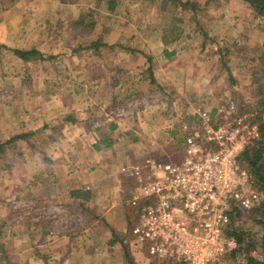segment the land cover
Returning <instances> with one entry per match:
<instances>
[{"label":"crops","instance_id":"crops-1","mask_svg":"<svg viewBox=\"0 0 264 264\" xmlns=\"http://www.w3.org/2000/svg\"><path fill=\"white\" fill-rule=\"evenodd\" d=\"M223 3L245 8L243 0ZM200 45L163 57L161 61L176 67L168 65L160 80L155 71L154 80L137 74V58L132 57L115 61L122 69L119 81L112 90L106 89L102 83L108 84L112 74L101 72L99 65L105 58H94L89 60L95 70L92 80L79 89L74 83H56L53 91L39 90L41 84L37 90H24L36 101L44 97L50 101L38 107L40 112L25 138L5 144L7 166L0 170V264H128V257L134 264H144L147 259L133 250L128 234L132 211L126 203L124 171L158 146H170L169 127L174 119L168 116L173 109L167 114L162 110L166 98L176 104L216 94L214 86L200 88L199 82H212L215 77L212 69L206 73L201 69L216 60L205 57ZM128 76L136 77L139 90H134L135 85L127 92L118 91ZM154 81L162 82L166 90L150 88ZM25 126L29 124L17 129L26 130ZM14 135L20 134L6 131L2 135L0 130V144ZM25 202L40 211L29 217L19 208Z\"/></svg>","mask_w":264,"mask_h":264},{"label":"rangeland","instance_id":"rangeland-1","mask_svg":"<svg viewBox=\"0 0 264 264\" xmlns=\"http://www.w3.org/2000/svg\"><path fill=\"white\" fill-rule=\"evenodd\" d=\"M225 1L229 0H0L2 135L12 131L26 136L34 126L38 110L40 112L38 107L42 102L50 101V97L36 101L33 96L24 95L25 89L37 90L41 84L39 90L51 91L56 83H74L79 89L92 80L95 70L89 60L94 58H105L106 62L99 65L101 72L108 76V72L112 74L109 76L111 84H106V80L102 83L106 89L110 86L112 90L119 81L117 74L122 69H118L115 61H127L132 57L137 58L134 63V68L139 69H136L137 74L154 80L155 71L160 80L169 65L161 61L166 57L165 53H186L201 46L200 43L205 48L203 55L216 59L213 65L201 69L202 73L212 69L214 80L199 82L200 88L214 86L216 94L209 93L176 104H170L172 99L166 98L162 110L166 109V114L172 109L179 113L191 104H199L202 99L209 106L230 101L248 121L262 122L264 17H256L246 2L245 8H240L224 6ZM186 2L195 7L183 6ZM173 41L175 46L180 44L181 47L173 49L174 45L170 44ZM14 49L34 50L39 56L22 61L13 54ZM169 66L176 67L174 63ZM199 68L195 69L196 74ZM135 78L123 77L118 91L127 92L135 85L134 90H139ZM45 85L48 86L44 89ZM150 88L159 92L167 87L154 81ZM89 98H94L90 89ZM26 123L29 124L25 126L26 130L17 129ZM10 140L0 144L1 171L7 166L5 144L17 139ZM260 174L264 176V167ZM260 191L264 194V190ZM36 211L40 210L34 211L33 207L28 212L29 217ZM263 221V212L255 209L232 221L230 232L240 234L242 242L238 244L239 252L227 255L222 264H264ZM144 264H148L147 260Z\"/></svg>","mask_w":264,"mask_h":264},{"label":"built area","instance_id":"built-area-1","mask_svg":"<svg viewBox=\"0 0 264 264\" xmlns=\"http://www.w3.org/2000/svg\"><path fill=\"white\" fill-rule=\"evenodd\" d=\"M168 116L174 119L170 146H158L124 171L132 248L148 263L222 264L239 252L229 236L232 220L264 202L240 165L259 139L258 125L230 101L209 106L202 99ZM21 209L28 213L33 205Z\"/></svg>","mask_w":264,"mask_h":264},{"label":"trees","instance_id":"trees-1","mask_svg":"<svg viewBox=\"0 0 264 264\" xmlns=\"http://www.w3.org/2000/svg\"><path fill=\"white\" fill-rule=\"evenodd\" d=\"M246 2L250 8L252 9L253 13L256 17H264V0H243ZM187 4V7H190V9H193L195 7L194 4H191V2L184 3L183 6ZM185 6V7H186ZM6 49V48H5ZM13 54L21 59L22 61H27L29 58H33L35 56H39L38 52L31 50V51H23L21 49H14L12 50ZM166 54V57H169L170 54ZM220 55V54H218ZM255 123H258L259 128V139L251 143L243 152L241 156L240 165L242 168L247 169L253 176L256 188L258 190H264V176H261L260 171L261 167H264V120L260 123L253 121ZM26 136L20 135L16 136L15 138H12L11 141H14L19 138H25ZM255 211H261L263 212L264 217V202L258 207L255 208ZM243 214V213H242ZM241 213L237 215V217H240ZM233 221V220H232ZM264 224V221H263ZM130 225V223H129ZM130 227V226H129ZM229 236L231 238H234L235 241L239 244L242 242V238H240V234L234 233V231L229 232ZM128 264H134L131 259H127ZM148 264H177L174 262L169 261H163L162 263H157L154 260H150Z\"/></svg>","mask_w":264,"mask_h":264}]
</instances>
